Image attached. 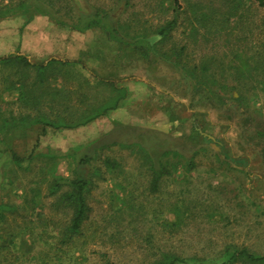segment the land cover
Returning a JSON list of instances; mask_svg holds the SVG:
<instances>
[{"label":"rangeland","instance_id":"obj_1","mask_svg":"<svg viewBox=\"0 0 264 264\" xmlns=\"http://www.w3.org/2000/svg\"><path fill=\"white\" fill-rule=\"evenodd\" d=\"M52 1L51 10L42 4L46 15L34 16L30 21L26 22L24 16L0 20V57L18 53L32 62L81 59L97 76L120 79L117 85L141 100L132 97L126 102L124 114L131 109L138 114L130 124L115 126L110 118L101 117L72 130L47 129L41 134L39 127H30L4 135L0 144V203L17 206V215L9 219L16 220L11 221L14 228L29 225L31 218H22V213L28 215L24 197L30 200L37 190L42 225L46 226L44 222L53 212L49 207L52 199L47 198L48 178L40 174L46 159H34L29 165L24 162L18 168L12 163L10 151L22 158L31 152L56 155L55 174L63 178L71 177L75 159L83 154L99 160L108 157L119 165L87 195L90 211L83 235L70 246H55L54 231L47 229L43 233L37 227L24 235L28 244L33 242L31 251L23 246L18 252L27 253L24 264H148L167 252L183 258L185 264H219V253L227 245L245 247L264 256V148L259 135L264 133V92L258 88L248 90L264 80V69L240 76L230 71L234 64L241 63L240 56L251 59L249 64L258 53L264 58V30L258 35L259 30L245 25L219 38L189 37L186 26H178L163 48L172 42L178 46L187 44L189 48L181 53L184 62L206 61L210 67L221 65L225 70L214 73V80L226 87L225 93L210 87L202 97L172 63L152 56L145 60L134 56L130 62L117 60V44L97 29H82L83 19L72 10L70 0ZM75 1L79 8H94L108 15L117 8V0ZM158 3L159 0H132V7L123 17L130 21L127 32H140L142 26L160 21ZM249 13H245V19L250 20L253 13ZM110 24L118 35L122 33L116 22H105L103 27ZM87 77L92 81L88 90L92 102L116 95L109 87L93 82L90 75ZM236 78L249 85L245 91L231 88ZM134 81L141 83L133 84ZM72 83L76 87L77 83ZM156 92L176 94V124L155 112L157 103L162 102ZM79 94L75 91L72 99L79 98ZM15 97L13 93L1 94V107L15 110ZM153 112L155 117L142 119ZM194 112L201 115L191 116ZM140 135L148 143L162 141V146L178 151L183 164L191 159L193 169L184 175V166L178 168L175 180H167L161 191L151 193L148 173L140 167V155L126 147L140 140ZM29 206L31 211L30 201ZM175 208L179 209L177 225L170 226ZM53 218L58 224L67 220L69 213L60 212Z\"/></svg>","mask_w":264,"mask_h":264},{"label":"trees","instance_id":"obj_2","mask_svg":"<svg viewBox=\"0 0 264 264\" xmlns=\"http://www.w3.org/2000/svg\"><path fill=\"white\" fill-rule=\"evenodd\" d=\"M70 1L72 10L76 11L78 17L83 19L84 27L82 29H97L106 35L108 41H114L117 44L119 53L117 60L122 58L124 61L130 62L134 56L144 60L152 56L158 61L172 63L173 68H178L191 80L194 90L199 92L197 95H202V97H204L203 93L209 92L210 87L225 93L223 91L226 87L219 85L214 80L215 71L221 70L219 72L222 73L225 70H222L221 65L210 67V62L206 61L196 64L184 62L181 53L189 48L187 44L178 46L172 42L170 47L163 48L166 41L172 38L171 36L178 26L184 24L188 29L189 37L219 38L226 31L230 30L232 33L245 25L259 30L258 35L264 30V0H159L158 8L162 13V17L158 18L160 21L154 25H148L146 28L144 25L140 32L134 31L132 34L127 32L130 28V21L127 17V20L123 19L132 7V0H117V8L109 15L94 8H79L75 0ZM43 3L48 5L46 7L49 10L53 8L52 0L50 3H46L45 0L17 2L6 0L5 4L4 0H0V20L24 16L27 22L34 16L46 15L42 7ZM245 13H253L250 20L245 19ZM180 19L182 23H179ZM108 21L113 24L116 22L122 33L118 35L117 29L114 25L111 26L112 24L103 27ZM245 57L240 56L241 63L231 67L230 71H234L233 74L240 76L250 74L254 70L264 69L262 54H256V57L252 59V64H249L251 59ZM124 65L122 67L125 68ZM87 75H90L93 82L100 86L109 87L116 95L107 98L106 101L92 102L88 93L92 87V81ZM239 81V78H236V84L231 88L241 93L249 85L245 81ZM72 82L77 83L76 87ZM118 83H120V79L114 78L112 75L109 79L97 76V73L94 74L81 59L50 58L43 62H32L25 55L18 53L0 57V95L15 94L13 104L17 106L15 110H7L0 105V144H3L4 135L14 130L39 127L41 134L47 129L72 130L105 117L109 111L117 109L120 102L126 97L125 87L117 85ZM70 87H73L74 90L70 91ZM257 88L264 92V80L251 88L249 87L248 90L254 92ZM75 91H79L80 94L79 98L74 100L72 95ZM253 95L255 94L253 93ZM113 125L118 126L117 123ZM259 135L263 139L264 148V133ZM140 138L126 147L140 155V167L148 173V189L151 193L161 191L163 183L167 180H175V172L178 168L182 169L181 167L184 166V175L193 169L191 159L183 164L181 154L170 147L162 146L161 143L164 142L148 143L142 140L144 139L143 135H140ZM10 152L12 163L18 168H22L24 162H28L29 165L34 159H46L40 169V174H45V177L48 178L47 198L52 199L49 207L50 212L52 208L53 216L46 221L48 223L44 222L46 226L42 225L40 221L42 207L39 204H42L38 200V190L34 192L30 200L24 197L23 207L28 215L22 213V218L23 220L31 218L28 226L24 224L14 228L11 221L15 223L16 220L10 221L9 219L10 216L17 215V206L0 203V264H24V257L27 253L18 252L23 246L26 247V250L29 249V252L31 251L33 242L28 244L24 235L31 234L37 227L43 233H46L44 230L47 229L54 231L52 237L55 239V246H70L75 239L83 235L82 228L90 211L86 202L87 195L98 181L105 180V175L113 173L119 165L108 157L99 160L98 157L92 158L83 154L75 159L76 165L72 169L71 177L63 178L55 174L56 163L54 160L57 156L52 153L34 155L31 152L26 158H22L12 151ZM29 201L33 204L31 211L29 210ZM178 210L175 208L174 221L168 225H177ZM60 212L69 213V218L56 224L53 217ZM218 258L221 259L219 264H264V256L254 254L245 247L233 245L223 247ZM148 264L185 263L183 258L167 252Z\"/></svg>","mask_w":264,"mask_h":264},{"label":"crops","instance_id":"obj_3","mask_svg":"<svg viewBox=\"0 0 264 264\" xmlns=\"http://www.w3.org/2000/svg\"><path fill=\"white\" fill-rule=\"evenodd\" d=\"M141 82L139 81H134L133 84H140ZM127 88V87H126ZM126 91L127 94H126V97L124 100H122L118 106L117 109L115 110H112V111H109L105 117H108L110 118V122H113L114 123H119L121 125H124V124H130L132 123V120H136L137 118H135V116H138L137 114V110H129V112H127L128 115L124 114L125 113V109H126V102L128 100H131L133 99L132 97H134L135 99L137 98L136 95H134L133 93L130 94L129 90L127 89ZM156 97L160 100H162V102L160 103H157V107L155 108V112L158 113V116H167L168 118H166L167 121L171 122L172 124H176V119H175V116H174V112H175V108L178 107V104L175 102V98L174 96L176 94H172V95H166V94H163V93H159V92H156ZM148 96V95H147ZM144 98V97H142ZM138 100H141V97H138L137 98ZM155 112H153V114L149 115V114H144L142 116V119L143 120H148L150 119V117H155ZM195 116V115H201L200 112H194L193 114H191V116ZM104 117V118H105ZM155 121L153 120V123ZM158 122V124L160 123L161 125L163 123H161L160 121H156ZM93 123V122H92ZM91 124V123H90ZM89 125V124H88Z\"/></svg>","mask_w":264,"mask_h":264},{"label":"water","instance_id":"obj_4","mask_svg":"<svg viewBox=\"0 0 264 264\" xmlns=\"http://www.w3.org/2000/svg\"><path fill=\"white\" fill-rule=\"evenodd\" d=\"M204 136H205V137H207L208 139L212 140V138H211V137H209V136H206V135H204ZM211 146H212V147H214V148L217 150V147H216L215 145L211 144Z\"/></svg>","mask_w":264,"mask_h":264}]
</instances>
